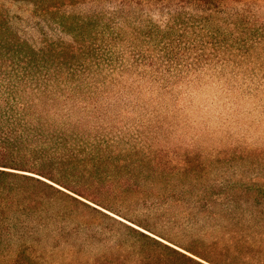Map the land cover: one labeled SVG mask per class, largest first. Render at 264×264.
Returning a JSON list of instances; mask_svg holds the SVG:
<instances>
[{
  "label": "rangeland",
  "instance_id": "374dc122",
  "mask_svg": "<svg viewBox=\"0 0 264 264\" xmlns=\"http://www.w3.org/2000/svg\"><path fill=\"white\" fill-rule=\"evenodd\" d=\"M135 1L105 59L40 108L69 128L103 207L210 257L264 260V0ZM89 203L102 213L45 215L29 264H121L105 256L126 249L123 218Z\"/></svg>",
  "mask_w": 264,
  "mask_h": 264
},
{
  "label": "trees",
  "instance_id": "16d2710c",
  "mask_svg": "<svg viewBox=\"0 0 264 264\" xmlns=\"http://www.w3.org/2000/svg\"><path fill=\"white\" fill-rule=\"evenodd\" d=\"M101 1L115 10L69 11ZM196 1L218 7L225 0ZM132 4L138 2L0 0V258H9L6 264H29L34 256L28 243L37 241L45 215L61 204L100 213L89 202L106 205V198L90 194L100 183L80 175L86 164L72 147L69 128L62 130L40 106L56 101V88L74 90L72 81L105 59L100 44L107 33L114 34ZM103 208L126 220L116 219L125 230L119 246L126 249L105 256L120 258L121 264H264L227 255L220 260L216 250L210 257L165 238L146 222ZM106 263L116 264L112 259Z\"/></svg>",
  "mask_w": 264,
  "mask_h": 264
}]
</instances>
